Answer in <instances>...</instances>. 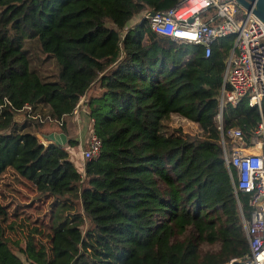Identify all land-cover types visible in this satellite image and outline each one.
Here are the masks:
<instances>
[{
	"label": "trees",
	"instance_id": "obj_1",
	"mask_svg": "<svg viewBox=\"0 0 264 264\" xmlns=\"http://www.w3.org/2000/svg\"><path fill=\"white\" fill-rule=\"evenodd\" d=\"M178 1L0 0V176L10 169L52 201L49 248L6 239L0 203V264H241L251 209L234 194L216 121L232 38L204 59L145 20L127 26ZM27 43L53 61L55 81L37 73ZM80 99L100 142L82 176L62 147L37 138L53 127L67 137L63 119ZM169 117L197 135L162 133ZM260 119L264 100L258 110L243 99L224 105L220 127L247 137ZM199 242L218 249L200 256Z\"/></svg>",
	"mask_w": 264,
	"mask_h": 264
},
{
	"label": "built area",
	"instance_id": "obj_2",
	"mask_svg": "<svg viewBox=\"0 0 264 264\" xmlns=\"http://www.w3.org/2000/svg\"><path fill=\"white\" fill-rule=\"evenodd\" d=\"M141 19L157 36L177 44L199 46L204 59L210 56L216 42L232 38L218 99L219 147L228 174L232 171L235 175V196L245 195L251 209L250 221L244 225L248 253L240 263L264 264V122L260 119L247 137L238 129L223 132L220 127L226 104L235 106L244 99L249 107L260 110L264 100L263 24L232 0H179L171 8L153 16L145 13ZM80 104L82 99L72 115L80 111ZM29 119L44 121L38 114ZM88 123L85 147L80 151L82 162L95 159L100 149V142L91 131L92 122Z\"/></svg>",
	"mask_w": 264,
	"mask_h": 264
},
{
	"label": "rangeland",
	"instance_id": "obj_3",
	"mask_svg": "<svg viewBox=\"0 0 264 264\" xmlns=\"http://www.w3.org/2000/svg\"><path fill=\"white\" fill-rule=\"evenodd\" d=\"M143 15L137 17L127 26L139 21ZM32 66L37 70L45 81H55V68L53 61L47 59L46 56H40L39 52L33 47L32 43H27ZM84 100L82 99L83 105ZM79 107V108H80ZM80 115L83 113L80 112ZM22 116V114H21ZM84 116V115H83ZM16 121H21L22 117L15 118ZM88 124L87 119L85 124ZM179 131L182 135L195 136L198 130L196 127L177 117H169L161 122V132L172 134ZM82 140V149L85 147V140L88 132ZM44 137V138H43ZM37 138L41 143H45V136L38 132ZM0 203L6 209V215L2 220L4 236L11 242H17L20 247H23L27 240H31L33 244H43L49 248V233H50V217L51 205L50 199H39L36 197L33 186L19 178L12 170L7 169L0 176ZM198 254L201 256L208 252H215L218 249L217 244H207L206 242L198 243ZM23 260V258L18 255ZM137 264H147L144 260H138Z\"/></svg>",
	"mask_w": 264,
	"mask_h": 264
},
{
	"label": "crops",
	"instance_id": "obj_4",
	"mask_svg": "<svg viewBox=\"0 0 264 264\" xmlns=\"http://www.w3.org/2000/svg\"><path fill=\"white\" fill-rule=\"evenodd\" d=\"M80 112L84 115V109L83 105L80 107V111L76 115H72L70 118H64L63 123L65 126V131L67 137L65 139L72 140L77 143V146L74 148H67L65 145L62 146L63 150L67 152V154L72 158L73 166L78 174L82 176L83 174V165L84 162L80 159V151L82 149V140H84L86 134L85 132L89 130V123L85 124V116L80 115ZM42 134L44 136H48L51 134H62L59 130L56 128H49L46 130H43ZM63 135V134H62Z\"/></svg>",
	"mask_w": 264,
	"mask_h": 264
},
{
	"label": "water",
	"instance_id": "obj_5",
	"mask_svg": "<svg viewBox=\"0 0 264 264\" xmlns=\"http://www.w3.org/2000/svg\"><path fill=\"white\" fill-rule=\"evenodd\" d=\"M237 6L250 12L264 26V0H232ZM153 12H149V16H153ZM47 141L54 143L57 146H64L66 139L62 134H51L45 137ZM72 162V158H69Z\"/></svg>",
	"mask_w": 264,
	"mask_h": 264
}]
</instances>
